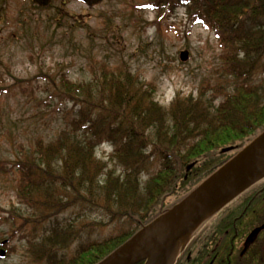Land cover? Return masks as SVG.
<instances>
[{
	"label": "trees",
	"instance_id": "obj_1",
	"mask_svg": "<svg viewBox=\"0 0 264 264\" xmlns=\"http://www.w3.org/2000/svg\"><path fill=\"white\" fill-rule=\"evenodd\" d=\"M256 3L151 0L145 5L152 9L194 8L196 21L214 25L221 46L229 45L231 50L237 47L236 53L225 51L221 55L224 69L240 79L252 80L256 69L264 73L261 52L252 51L260 45V38L256 41L249 31L241 30L252 28L250 19ZM245 22L246 28H241ZM246 50L252 58L249 65L241 55ZM98 70L93 71L89 82L67 75L54 80L55 91L49 92L43 103L57 102L56 111L63 113L66 128L48 143L38 137L35 147L15 163L17 195L34 213V220L29 219L49 222L32 238L25 234L22 238L29 243L33 258L45 259L47 264L99 263L264 131V102L253 99L257 91L247 84L249 81L238 84L217 106L214 99L205 97L206 88L197 97H178L163 105L155 99L154 86L139 83L129 70L116 73L104 63ZM220 82L215 84L217 92ZM25 83L20 88L26 94L37 87L32 80ZM105 142L114 146L110 161L95 156V148ZM229 147L232 150L223 152ZM148 161L156 164V171L144 182L140 170ZM69 209L74 212L64 219L66 223L51 221L56 218L58 222L59 214ZM80 219V236L97 231L100 237L82 240L71 256L59 253L77 239L74 225ZM22 227L11 233L10 241ZM104 229L108 233L105 236Z\"/></svg>",
	"mask_w": 264,
	"mask_h": 264
},
{
	"label": "rangeland",
	"instance_id": "obj_2",
	"mask_svg": "<svg viewBox=\"0 0 264 264\" xmlns=\"http://www.w3.org/2000/svg\"><path fill=\"white\" fill-rule=\"evenodd\" d=\"M150 1L104 0L88 6L81 0H52L49 6L40 7L33 0H0V249L6 250L0 264L49 263L34 259L29 243L22 238V234L32 238L49 222H31L34 213L17 195L15 163L35 147L38 137L48 143L66 128L63 113L56 111L57 102L43 103L55 91L52 84L60 75L89 82L102 63L116 73L129 70L139 83L154 86L155 99L163 105L178 97H197L206 88L205 97L214 99L217 106L238 84L249 81L257 91L253 99L264 102L261 68L254 71L252 80L229 74L220 57L225 51L237 52V47L221 46L212 23L196 21L194 8H147L145 3ZM184 51L188 53L185 61L181 60ZM28 80L37 87L26 94L20 86ZM217 80L221 81L220 92L215 90ZM113 151L112 144L101 143L95 156L110 161ZM155 171L156 164L148 161L140 170L141 179L146 182ZM71 212L74 210H66L59 214L58 222L56 218L51 221L63 225ZM82 224L81 219L75 220L77 239L59 253L71 256L82 240L100 237L97 231L80 236ZM21 225L22 231L10 241L11 233ZM105 230L103 236L108 234ZM4 241L6 247L1 246Z\"/></svg>",
	"mask_w": 264,
	"mask_h": 264
},
{
	"label": "water",
	"instance_id": "obj_3",
	"mask_svg": "<svg viewBox=\"0 0 264 264\" xmlns=\"http://www.w3.org/2000/svg\"><path fill=\"white\" fill-rule=\"evenodd\" d=\"M81 1L88 6H94L104 0ZM33 2L40 7H47L52 0H33ZM187 59L188 53L182 52L181 60ZM230 150L232 147L225 148L223 152ZM191 167L192 165L188 169ZM263 178L264 131L208 176L180 202L144 226L97 264H137L140 262L153 264L168 253L201 219L213 211L216 212L214 214L216 215L243 191ZM258 231L259 229H256L249 236L248 241L255 237ZM5 255L6 250L0 249V256L4 257ZM176 257L170 258L166 264H174Z\"/></svg>",
	"mask_w": 264,
	"mask_h": 264
},
{
	"label": "flooded vegetation",
	"instance_id": "obj_4",
	"mask_svg": "<svg viewBox=\"0 0 264 264\" xmlns=\"http://www.w3.org/2000/svg\"><path fill=\"white\" fill-rule=\"evenodd\" d=\"M256 2L255 14L250 19L252 28L241 31H249L256 41L260 38V45L252 51L261 52L264 57V0ZM241 55L247 65L252 63L247 50ZM261 180L227 204L193 236L174 264H264V178ZM256 229L257 235L248 241Z\"/></svg>",
	"mask_w": 264,
	"mask_h": 264
},
{
	"label": "bare ground",
	"instance_id": "obj_5",
	"mask_svg": "<svg viewBox=\"0 0 264 264\" xmlns=\"http://www.w3.org/2000/svg\"><path fill=\"white\" fill-rule=\"evenodd\" d=\"M215 213L216 212L213 211L207 216H205L203 219H201L193 227V229L189 233H187L168 253H166L163 257H161V259L154 262L153 264H166L170 258L174 259L181 251V249L188 243V241L199 232V230L205 225V223H207L212 218V216H214Z\"/></svg>",
	"mask_w": 264,
	"mask_h": 264
}]
</instances>
